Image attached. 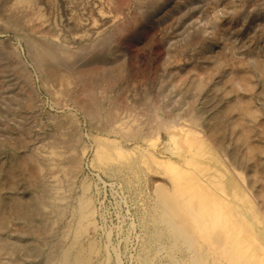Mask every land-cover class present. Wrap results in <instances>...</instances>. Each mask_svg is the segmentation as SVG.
<instances>
[{
  "label": "rangeland",
  "instance_id": "rangeland-1",
  "mask_svg": "<svg viewBox=\"0 0 264 264\" xmlns=\"http://www.w3.org/2000/svg\"><path fill=\"white\" fill-rule=\"evenodd\" d=\"M26 1L0 0V264H64L67 249L78 264H190L157 237L155 210L167 201L186 228L182 217H202L195 185L209 181L251 243L229 259L223 235L199 222L186 228L195 250L207 264H262L264 0ZM32 46L61 59L38 67ZM94 69L91 115L76 76ZM214 101L229 108L219 145L190 121ZM152 108L201 133L205 153L189 156L179 128L153 126ZM188 158L209 171L194 177ZM181 171L192 188L175 189Z\"/></svg>",
  "mask_w": 264,
  "mask_h": 264
},
{
  "label": "bare ground",
  "instance_id": "bare-ground-1",
  "mask_svg": "<svg viewBox=\"0 0 264 264\" xmlns=\"http://www.w3.org/2000/svg\"><path fill=\"white\" fill-rule=\"evenodd\" d=\"M30 1L31 0H27L26 2H30ZM165 7H166V4L163 3V7H161V10H163ZM28 52H29L30 58L35 63V65L38 67H42L43 64L48 63V62L51 63L52 66H54V64H57L56 62H59V59H61L60 53L57 51L56 48H53V47L51 49H42L37 46L36 47L32 46V47H28ZM212 60H213V63L218 64L219 62L215 58H213ZM94 70L85 71V72L81 71V72H78L76 76L79 79V81L82 82L79 91L82 92L85 95V97L87 96V100L86 101L83 100V108L88 113H90L91 111V115L94 114V111H92L91 108H93L94 104H96V100H97L96 91L99 89L98 88L95 90L94 88L95 82L93 78H95L96 80V76H94V74L95 72H98L97 69H94ZM57 75L59 76V78ZM57 75L56 76L60 80L61 83H65V85L69 86L70 79L68 75H65L62 72H58ZM83 82L85 84H83ZM103 83L110 85L109 84L110 79L103 80ZM103 86L104 88L106 87L105 85ZM97 92H100V91H97ZM226 106H227L226 104H223L219 101H214L213 105L211 102L209 105H206V107H203L200 110L201 112L199 114H194L190 117L191 124L196 125V126L198 124H203V125L205 124L206 126H208L206 127L207 130H205V132L207 131L206 138H208L211 142H214L213 143L214 145H217V144L219 145L223 143L222 142V138H224L223 128L229 123L223 120L226 113L228 114V111H229V108ZM150 116L154 120L151 122V124L154 123L153 126H155L156 128H159V127L166 128V129L179 128L177 127L178 126L177 122L176 124L174 122H167L166 119L162 117H158L157 114H155L153 108L150 113ZM202 127L204 128V126ZM179 129L181 132L179 136V142L185 149V152L189 156H192L198 152H199V155L201 154L203 155L205 153L204 151H202V147L204 146V143H203V138L201 136L203 135L193 128H190L188 130H184L181 128ZM248 135H249V127L247 126L241 127L238 130L232 128L231 137L233 139L232 138L231 139L233 140V145L240 144V143L243 144L244 142H246ZM233 152H234L233 150L230 152L231 156L234 154ZM188 162H189V165L195 166V168L198 169L194 173L192 169L190 170V173L194 177H198L196 175L198 172L205 174L210 169L206 167V165H203L202 167L200 163L198 164L196 162L195 158L193 160L188 158ZM176 166L177 165L174 162L173 163L168 162L166 164V169L170 171L172 170L178 171V167ZM34 167L35 166L33 165V168ZM181 172H176L175 174H173V176L175 177V178L173 177V179L175 180L174 182L176 184L175 189L179 190V188H182L183 186H186L187 188H192L193 186L192 180L184 179L183 177L184 171H181ZM187 174H188V171H187ZM211 185H212L211 181H209L208 184L200 182L199 184L195 185L196 187L195 193L198 195V200H199L200 209H201L200 215L202 217L200 218L199 216L198 218L196 216V218L195 217L191 218L190 216H185V217H182L181 219L183 221L180 220V224L186 225L185 226L186 228L187 227L196 228L199 222H203V224L209 223V225L213 228V230L217 234L220 233L226 239V245H225L226 247H224V250L222 249L221 251L224 252L226 256L228 255L229 259H232L234 256L239 254V251H243L245 250V248H248L250 246L249 244L251 243V241L249 240V242H247L245 240L244 235H242L245 231L241 232L238 229L240 228L237 224L238 220L236 219V216H233V214L230 213L231 212L229 210L230 206H228V204L225 203V201L221 200L220 197L216 196V193L212 189L216 187V185L215 184L213 186ZM166 205H167V201L162 205L157 204V207L159 208H156L155 210L157 214L154 217V227L157 230V237L161 236L167 239L172 253H176L180 251L181 249H183L189 253L190 260H192L191 263L203 264L205 262L204 264H207L206 263L207 262L206 251L202 247H199L198 252H197V248L195 250L194 247L195 246L197 247V244L194 241L195 238L188 234V232L186 231V228H180L178 224L179 222H177L175 214L171 211L172 209H168ZM79 211H80L79 215L81 218L83 217L85 213H87L86 206L81 208ZM206 227H207L206 225H203L202 227L204 233H206L207 229H209V227H207V229ZM235 227H237V231L233 230ZM239 237H241V239ZM263 254L264 253L258 254V256L260 257L262 261H264ZM60 262L64 264L65 263L78 264L76 256L71 257L68 249L65 250L61 254ZM262 264H264V262H262Z\"/></svg>",
  "mask_w": 264,
  "mask_h": 264
}]
</instances>
